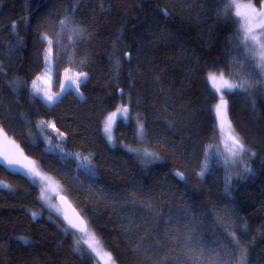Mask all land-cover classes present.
Masks as SVG:
<instances>
[{
	"label": "trees",
	"instance_id": "obj_1",
	"mask_svg": "<svg viewBox=\"0 0 264 264\" xmlns=\"http://www.w3.org/2000/svg\"><path fill=\"white\" fill-rule=\"evenodd\" d=\"M227 4L0 0L1 137L60 183L115 264H264V82ZM49 40L55 92L65 70L87 75L80 95L51 106L31 89ZM210 72L247 91L216 92ZM221 94L246 149L235 175L209 152ZM119 107L108 143L103 120ZM73 153L91 155L89 168ZM0 181L11 186L0 188V264H94L42 207L40 184L2 165Z\"/></svg>",
	"mask_w": 264,
	"mask_h": 264
},
{
	"label": "rangeland",
	"instance_id": "obj_2",
	"mask_svg": "<svg viewBox=\"0 0 264 264\" xmlns=\"http://www.w3.org/2000/svg\"><path fill=\"white\" fill-rule=\"evenodd\" d=\"M226 1L229 3V0H226ZM235 2L238 4H241V5H246V4L250 3L249 1H246V0H235ZM262 7H264V1L260 5V7L255 8L256 12H259L262 9ZM237 12L241 13V15L237 16L236 15ZM234 13H235L236 17L241 21L242 26H243V28H242V41L247 45L249 54L251 57H253L255 64H256V67L259 71L260 78L264 82V74L261 73V69L258 67V64L260 63V56H261L260 45L251 40V37L253 35H255L258 40H260L261 42H264V30H262L259 27L260 24L264 23V17L257 16L256 13H254L251 9H248L245 7H240L239 9L234 7ZM46 65H47V67H46ZM78 74H81V73H74L70 70H65L63 72V75L61 78L59 90L57 92H55L53 90V55H52L51 46L48 43V45L45 49V52H44V68H43L42 72L39 75H37L36 78L33 80V81H36L37 86L40 87L43 91L40 93H36L33 89V81L31 83V89H32L33 93L42 102H44L48 106H51L55 102H57L58 99L66 91L72 90L77 95H80L79 87H80L81 83L84 82V80L86 78H84L82 76L80 83L78 85L71 84L70 80H69V78L74 79ZM220 74L221 73H216V75L218 77L220 76ZM37 77H40V79L37 80ZM86 77H87V75H86ZM224 78L228 79L225 76H224ZM230 82H233V81L230 80ZM233 83H235V82H233ZM69 85H70V87H69ZM224 90H227V89H222L221 91H224ZM45 93H47L49 95H55V94L59 93V98L56 99L54 102H49L48 100L45 99V96H44ZM119 109H121L120 112H117V110L115 112H110L109 114H107V116L103 120V134H104V137L106 138V140L108 141V143H112L113 139L111 141L108 139V134L105 133V131H104V124H105V121L107 120V118L109 116H111L113 113H116V115L113 118L112 128H111V136L113 138V132H114V126L116 124V120H117L118 116L124 115L123 109L121 107H119ZM120 118H122L125 121L127 120V117H125V118L120 117ZM229 122H230V120H229L228 115H227V106H226V119L222 125L220 118H218V122H217L218 138L216 140L215 145L212 146L211 149H209V152L210 153H212V152L216 153V155H218V157H217L218 160L224 166H226L228 168V170L231 172V174L235 175V173H237L236 166L239 164V161H242L241 156H242V154L246 153V149L244 148L243 151H239L237 149V147L233 144L232 139L230 138L231 133L229 132V128H228ZM141 125H142V123H141ZM141 125H140V123H139V125H137V132H138V137H139L140 141H142L144 138L143 127L141 129ZM231 129L233 130L232 125H231ZM234 133H235V131H234ZM235 135L238 136L236 133H235ZM60 140H61V137L57 136V141L59 142ZM10 142H11L10 139H7V137L2 138L1 134H0V150L6 149L10 153L15 154L16 158L21 161V164H28L29 161L35 162L34 160L29 159L23 153V151H22V155H21V152H20L21 149L20 148L17 149L15 147L16 144L14 143V145H13ZM240 142H241V140H240ZM51 147H52V145H50V143L47 146V141H46V149L51 151L50 150V149H52ZM58 150L62 153L64 152L63 148H59ZM128 150L129 151L131 150L132 152L138 154L144 161H151L152 159L155 158L153 153L150 150H147V149L142 148V147L129 148ZM146 153H151L152 155H146ZM25 157L27 159H24ZM71 157L74 158L77 162H79L80 166L82 168H86V169L89 168L88 167L89 165L88 164L86 165V162L88 160L90 161L92 159L91 155H81L79 153H73L71 155ZM2 161H3V157L0 156V165L4 166L5 168H7L11 172L19 173V174L27 177L33 183H38L41 185V193L39 196L40 204L49 214H51L53 216L52 220L54 221V223H57L58 220H61L60 222H62V212L56 203L57 197H59L60 195H65V190L60 185V183L53 176L43 172L41 170V168L39 167L37 162H35V166L40 171V173L44 177V179H41L40 177H33L31 174L25 175L24 173H26L28 171V169L27 168H21L19 164L8 166L5 162H2ZM244 161H245V158H244ZM29 167H31V165H29ZM230 177H231V175H230ZM0 188L10 190L11 186L5 182L0 181ZM89 233L91 235H89ZM72 237H73V241H74L75 252L78 255L82 256V254H86V255L91 256L94 264H110L108 257L105 255V253H108V252L105 251L100 240L95 236V234L91 230V228H88L87 231L84 233H73ZM93 237L95 238L96 241L99 242L96 245L97 250L100 253L99 255H97L96 252H93L88 247V245L86 243H84V240H91ZM77 249H79V251ZM111 259H112V257H111Z\"/></svg>",
	"mask_w": 264,
	"mask_h": 264
},
{
	"label": "snow or ice",
	"instance_id": "obj_3",
	"mask_svg": "<svg viewBox=\"0 0 264 264\" xmlns=\"http://www.w3.org/2000/svg\"><path fill=\"white\" fill-rule=\"evenodd\" d=\"M236 7L237 9H239L240 7H245L248 9H251L254 13H256L257 16L260 17H264V7H262V9L259 12H256V9L254 7L253 4L248 3L246 5H241L235 2V0H229V3L227 4L225 11L227 12L230 8L232 7ZM237 16H240L241 13L237 12L236 13ZM61 23H64V21H61ZM259 27L264 30V23L260 24ZM251 40L254 41L255 43L260 45V50H261V56H260V63L258 64V67L261 69V73L264 74V42H261L260 40L257 39V37L255 35H253L251 37ZM52 41L49 40V45L51 46ZM47 67V65H46ZM229 76H231L232 74L229 73ZM86 78V74L81 73L78 74L74 79L73 78H69L70 83L71 84H76L78 85L80 83L81 77ZM40 77H37V80H39ZM207 79L209 81H211L213 88L215 89L216 92H221L222 89H227L229 93L235 91V90H243V91H247V88L245 87V82H241L239 84L237 83H233L230 82L229 79H225L224 78V74L221 73L220 76L218 77L214 72H210L207 76ZM70 87V85H69ZM33 89L36 93H40L43 90L37 86L36 81H33ZM45 99L48 100L49 102H54L56 99L59 98V93L55 94V95H49L47 93L44 94ZM226 100L224 99V95L221 94L220 96V102L215 106V110H216V114L218 116V118H220L222 125L223 122L226 119ZM121 109H117V112H120ZM128 109L124 108L123 109V113L126 115L127 114ZM116 115V113H113L111 116H109L107 118V120L105 121L104 124V131L105 133L108 134V139L111 141L112 140V136H111V128H112V122H113V118ZM41 123H44L43 121ZM54 127V126H53ZM142 125H141V129H142ZM228 128H229V132L231 133L230 138L232 139L233 144L237 147V149L239 151H243L244 150V145L240 142V139L238 136L235 135L234 130L231 129V124L230 122L228 123ZM0 132H2V129H0ZM60 136H63V133H60ZM6 138V137H5ZM10 143H12L14 145V141H11ZM17 149L19 148L18 145L15 146ZM21 155H22V150H20ZM146 155H152L151 153H146ZM0 156L3 157V161L5 162L8 166H12V165H17L19 164L21 168H27L28 171L26 173H24L25 175H29L31 174L33 177H40L41 179H44V177L41 175L40 171L36 168L35 166V162L33 161H29L28 164H21V161L19 159L16 158L15 154L10 153L8 150L4 149V150H0ZM24 159H27L26 157ZM29 165H31V167H29ZM204 173L201 172L200 175H203ZM178 176H180L181 179H183V175L181 173H177ZM6 186V185H5ZM73 227H77L76 225H73ZM81 232H86V228L81 227L79 229ZM65 231H67V229H65ZM89 235H91L89 233ZM237 244H239V241L236 240L235 241ZM25 243H27V241L25 240ZM84 243H86L88 245V247L93 251L96 252L97 255H99L100 253L97 250L96 245L99 243L98 241L95 240V238L93 237L91 240H84ZM79 251V249H77ZM105 255L108 257V260L110 262V264H115V262L111 259V254L110 253H105ZM197 261V264H199L200 262V257H196L195 258ZM237 264H245V260H244V256L243 254L241 255V258L239 261H237Z\"/></svg>",
	"mask_w": 264,
	"mask_h": 264
},
{
	"label": "water",
	"instance_id": "obj_4",
	"mask_svg": "<svg viewBox=\"0 0 264 264\" xmlns=\"http://www.w3.org/2000/svg\"><path fill=\"white\" fill-rule=\"evenodd\" d=\"M56 203L62 212V223L67 230L75 233H84L79 229L81 227L86 228V230L88 229L89 225L86 220L78 213L64 195L57 197ZM73 225L77 227H73Z\"/></svg>",
	"mask_w": 264,
	"mask_h": 264
},
{
	"label": "bare ground",
	"instance_id": "obj_5",
	"mask_svg": "<svg viewBox=\"0 0 264 264\" xmlns=\"http://www.w3.org/2000/svg\"><path fill=\"white\" fill-rule=\"evenodd\" d=\"M66 194V193H65Z\"/></svg>",
	"mask_w": 264,
	"mask_h": 264
},
{
	"label": "crops",
	"instance_id": "obj_6",
	"mask_svg": "<svg viewBox=\"0 0 264 264\" xmlns=\"http://www.w3.org/2000/svg\"><path fill=\"white\" fill-rule=\"evenodd\" d=\"M5 142V141H4Z\"/></svg>",
	"mask_w": 264,
	"mask_h": 264
}]
</instances>
